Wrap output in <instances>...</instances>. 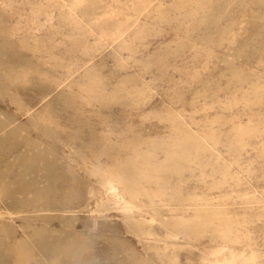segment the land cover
I'll return each mask as SVG.
<instances>
[{"label":"rangeland","instance_id":"374dc122","mask_svg":"<svg viewBox=\"0 0 264 264\" xmlns=\"http://www.w3.org/2000/svg\"><path fill=\"white\" fill-rule=\"evenodd\" d=\"M0 264H264V0H0Z\"/></svg>","mask_w":264,"mask_h":264}]
</instances>
